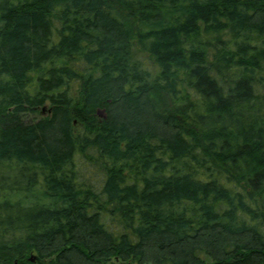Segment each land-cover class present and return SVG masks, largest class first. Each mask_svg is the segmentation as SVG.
Segmentation results:
<instances>
[{
  "label": "trees",
  "instance_id": "16d2710c",
  "mask_svg": "<svg viewBox=\"0 0 264 264\" xmlns=\"http://www.w3.org/2000/svg\"><path fill=\"white\" fill-rule=\"evenodd\" d=\"M15 261L264 264V0H0Z\"/></svg>",
  "mask_w": 264,
  "mask_h": 264
},
{
  "label": "rangeland",
  "instance_id": "374dc122",
  "mask_svg": "<svg viewBox=\"0 0 264 264\" xmlns=\"http://www.w3.org/2000/svg\"><path fill=\"white\" fill-rule=\"evenodd\" d=\"M88 175H92L94 178L96 177V175L93 174V172H91L90 168L87 169V173H85V176L87 177ZM32 257L34 259L33 256H29L28 259ZM35 260V259H34ZM33 260V261H34ZM14 264H17V261L14 262Z\"/></svg>",
  "mask_w": 264,
  "mask_h": 264
},
{
  "label": "water",
  "instance_id": "95a60500",
  "mask_svg": "<svg viewBox=\"0 0 264 264\" xmlns=\"http://www.w3.org/2000/svg\"><path fill=\"white\" fill-rule=\"evenodd\" d=\"M29 260L33 261L34 259L32 257H30Z\"/></svg>",
  "mask_w": 264,
  "mask_h": 264
}]
</instances>
